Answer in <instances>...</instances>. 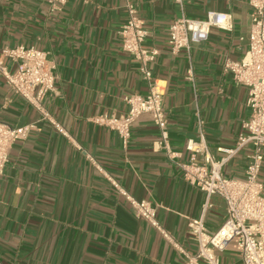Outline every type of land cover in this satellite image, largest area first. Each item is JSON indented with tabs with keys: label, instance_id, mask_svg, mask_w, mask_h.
Instances as JSON below:
<instances>
[{
	"label": "crops",
	"instance_id": "obj_1",
	"mask_svg": "<svg viewBox=\"0 0 264 264\" xmlns=\"http://www.w3.org/2000/svg\"><path fill=\"white\" fill-rule=\"evenodd\" d=\"M127 1L148 31L145 47L158 51L150 67L165 89L172 158L159 147L161 133L150 114L132 123L127 146L96 121L124 115L127 96L148 93L138 60L122 48ZM210 11L230 13L233 29L213 27L208 40L174 53L171 23L183 14L205 19ZM252 12L248 0H68L57 7L48 0H0V65L16 69L1 55L3 47L33 46L48 53L56 75L55 91L42 100L48 119L0 71V120L35 125L15 141L0 179V264H183L180 248L196 253L189 223L203 215L207 197L184 178L180 164L191 161L188 140L203 135L210 155L221 160L227 153L220 149L236 147L244 132L248 88L235 83L224 64L244 57ZM250 152L247 146L231 156L224 176L244 178ZM194 157L205 164L204 154ZM260 178L264 183V162ZM112 181L156 205L177 246L138 218ZM209 204L203 219L213 233L226 218V203L212 195ZM221 261L228 264L224 253Z\"/></svg>",
	"mask_w": 264,
	"mask_h": 264
},
{
	"label": "built area",
	"instance_id": "obj_2",
	"mask_svg": "<svg viewBox=\"0 0 264 264\" xmlns=\"http://www.w3.org/2000/svg\"><path fill=\"white\" fill-rule=\"evenodd\" d=\"M53 7L63 5L68 0H48ZM181 5L185 0H176ZM252 7V23L248 37V49L240 61L227 60L224 70L231 71L235 83L248 88L247 105L250 108L249 118L244 121L242 132L232 149L220 150L227 157L216 160L210 155L206 140H188L186 149L193 153L189 163L180 164L184 178L193 186L204 191L207 203L212 195L221 196L226 203V218L222 225L210 233L204 224L203 215L193 219L189 227L198 245L196 253L185 255L183 264H224L221 254L233 248L241 256L242 264H264V183L260 174L264 162V0H248ZM128 20L121 30L122 48L133 55L140 64V72L148 83L145 97L132 94L125 98L128 110L121 116L102 115L96 121L116 131L125 146L131 137V125L142 114H150L161 133L159 147H164L170 158L174 157L168 143L166 131L167 119L163 109L164 86L154 78L150 63L158 51L145 47L148 31L136 13V6L127 1ZM213 27L231 31L234 27L230 13L210 11L205 19H193L185 14L176 18L169 28V44L174 53L182 48H189L193 43L208 40ZM1 55L16 64L11 72L0 65V71L8 85L20 96L30 102L44 118H50L42 100L55 91V65L48 53L36 47L23 45L10 48L3 47ZM54 127L66 134L63 127L52 121ZM202 124V121H200ZM34 124L11 126L0 120V179L10 158L11 149L17 140L25 139ZM251 146L245 177L242 179L226 177L222 173L225 162L243 148ZM205 155V164L195 161V154ZM92 161L93 159L90 158ZM115 189L131 204L136 216L145 220L174 246L173 236L157 218V207L147 200H138L112 181Z\"/></svg>",
	"mask_w": 264,
	"mask_h": 264
},
{
	"label": "rangeland",
	"instance_id": "obj_3",
	"mask_svg": "<svg viewBox=\"0 0 264 264\" xmlns=\"http://www.w3.org/2000/svg\"><path fill=\"white\" fill-rule=\"evenodd\" d=\"M235 252H236V250H234L233 248H229L228 250H226L224 252V256L227 257V259H228V264H232L233 260L237 261L238 257L241 258L240 254L238 252H236V253ZM232 253H234L235 257L233 256ZM240 264H242V262Z\"/></svg>",
	"mask_w": 264,
	"mask_h": 264
}]
</instances>
